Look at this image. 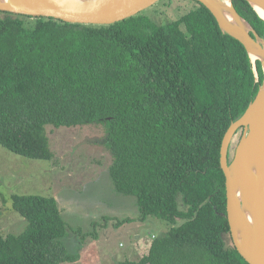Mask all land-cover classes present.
Instances as JSON below:
<instances>
[{
	"label": "trees",
	"instance_id": "16d2710c",
	"mask_svg": "<svg viewBox=\"0 0 264 264\" xmlns=\"http://www.w3.org/2000/svg\"><path fill=\"white\" fill-rule=\"evenodd\" d=\"M166 1L185 0L152 10ZM186 1L193 7L164 23L146 12L111 25L0 12V145L51 161L46 126L105 124L98 143L113 157L114 188L136 198L139 218L169 226L139 262L125 264H248L231 239L221 148L264 72L257 61L256 82L242 43L203 4ZM232 1L264 39L256 11ZM12 201L28 226L0 234V264L78 261L63 244L68 225L54 199Z\"/></svg>",
	"mask_w": 264,
	"mask_h": 264
},
{
	"label": "rangeland",
	"instance_id": "374dc122",
	"mask_svg": "<svg viewBox=\"0 0 264 264\" xmlns=\"http://www.w3.org/2000/svg\"><path fill=\"white\" fill-rule=\"evenodd\" d=\"M162 5L161 12L152 10L155 5L143 12L154 18L158 13L159 19H155L164 23L193 7L186 0ZM46 129L55 155L51 161L32 160L0 145V234L20 235L28 226L13 208L14 195L42 196L56 201L68 225L63 244L68 253L79 257L77 262L65 264L139 262L155 239L168 234L169 226L155 217L139 218L136 198L114 188L109 174L112 155L98 143L107 135V126ZM241 131L232 141L231 161ZM128 218L133 221L119 224Z\"/></svg>",
	"mask_w": 264,
	"mask_h": 264
},
{
	"label": "water",
	"instance_id": "95a60500",
	"mask_svg": "<svg viewBox=\"0 0 264 264\" xmlns=\"http://www.w3.org/2000/svg\"><path fill=\"white\" fill-rule=\"evenodd\" d=\"M161 0H0V12L54 18L82 25H111L156 5ZM216 18L220 29L242 43L251 59L256 82L257 61L264 72V39L236 10L232 0H194ZM264 21V0H246ZM244 133L230 160V147ZM226 178L227 217L231 239L248 264H264V82L246 112L227 131L221 148Z\"/></svg>",
	"mask_w": 264,
	"mask_h": 264
},
{
	"label": "flooded vegetation",
	"instance_id": "af4514ba",
	"mask_svg": "<svg viewBox=\"0 0 264 264\" xmlns=\"http://www.w3.org/2000/svg\"><path fill=\"white\" fill-rule=\"evenodd\" d=\"M243 133H244V130H243ZM243 135V134H242ZM242 135H241V137H242Z\"/></svg>",
	"mask_w": 264,
	"mask_h": 264
},
{
	"label": "clouds",
	"instance_id": "9594fccd",
	"mask_svg": "<svg viewBox=\"0 0 264 264\" xmlns=\"http://www.w3.org/2000/svg\"><path fill=\"white\" fill-rule=\"evenodd\" d=\"M104 146V145H103ZM113 158V157H112Z\"/></svg>",
	"mask_w": 264,
	"mask_h": 264
}]
</instances>
